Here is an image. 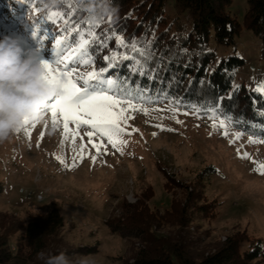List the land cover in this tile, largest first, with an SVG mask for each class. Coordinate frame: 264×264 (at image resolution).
Listing matches in <instances>:
<instances>
[{"label": "rangeland", "instance_id": "1", "mask_svg": "<svg viewBox=\"0 0 264 264\" xmlns=\"http://www.w3.org/2000/svg\"><path fill=\"white\" fill-rule=\"evenodd\" d=\"M247 7V0H232L229 10L244 23ZM5 11L0 7V37L20 36L23 46L34 50L40 60L55 57L54 37L42 40L33 21H15L13 17L7 21ZM14 12L11 8L8 13ZM261 45L259 37L243 28L235 45L225 47L213 41L211 48L218 58L232 54L243 57L246 63L234 83L243 82L263 92L258 88L264 85ZM60 47L66 49L64 55L73 53L69 70L74 69L76 77L103 72L84 63L88 58L83 51L74 52L79 44ZM53 66L63 70V64ZM106 75L105 84L113 81ZM77 85L83 87L80 79ZM105 92L121 100L119 107L131 117L126 128L131 135L121 137L127 141L119 145L122 151L105 142L107 150L97 154L86 135L91 130L87 125L78 130L73 145L71 135L64 140L62 116L57 115L58 124L53 126L50 112L35 127L28 126L30 138L22 128L0 143V229L6 226L13 237L22 235L20 227L57 208L64 226L45 238L46 257L64 254L70 264H129L140 249L148 248L132 233L124 232V224L130 226L133 219L126 205L140 201L147 213H136L134 218L149 216L145 227L150 235L186 241L194 254L213 253L236 233L264 240V174L257 171L264 164V131L253 133L221 117L182 111L170 102L144 105ZM69 129L77 131L72 123ZM94 142L98 140L94 138ZM243 153L250 159L242 158ZM208 166H214L216 173L201 189L196 179ZM190 188L204 194L210 211L204 214L189 208L179 225L178 220H172L175 211L171 203L175 200L180 209ZM37 190L44 191L43 199H36ZM114 225L118 230H112ZM36 260H40L38 255Z\"/></svg>", "mask_w": 264, "mask_h": 264}, {"label": "trees", "instance_id": "2", "mask_svg": "<svg viewBox=\"0 0 264 264\" xmlns=\"http://www.w3.org/2000/svg\"><path fill=\"white\" fill-rule=\"evenodd\" d=\"M18 1L16 4L15 0H0V7L7 9L3 15H9L7 21L11 17L15 21L22 18L33 21L42 37L47 31L48 38L77 46L81 37L74 29L80 27L83 38L90 40L85 54L90 61L87 65L103 69L104 77L109 74L115 83L111 86L103 83L101 87L117 97L130 98L135 103L170 102L182 111L221 117L253 133L264 131V91L250 88L243 82L234 83L246 60L236 54L218 58L211 48L213 41L225 47L235 45L236 38L246 28L260 38L264 58V0H247L244 23L230 13L232 0H112L118 12L114 17L104 18V23L95 29L96 40H91L85 27L79 24L87 19V14L77 2L73 3L76 8L71 17L73 23L67 25L65 32L62 20L54 23L40 20V17L61 10L68 18L66 4L61 3L58 9H46L41 0ZM11 8L15 14L8 13ZM113 34L123 37L125 45H118ZM133 44L140 51H134ZM215 173L214 166L205 167L198 173L197 185L202 189L201 185ZM194 190H187L180 209L172 200L175 213L171 217L178 220L179 225L184 220L182 214L189 208L204 214L210 211L204 194ZM139 203L126 205L133 219L129 220L130 226L124 224V232L132 233L148 248L140 249L129 264L264 263V240L249 238L245 233L227 237L216 251L203 255L188 250L186 241L150 235L145 227L149 216L144 220L134 218L136 213H147ZM62 226V215L57 208H52L45 217L20 227L22 235L13 237L6 226L1 227L0 264H44L43 260H36V256L47 248L45 238ZM117 226H111L112 230H118Z\"/></svg>", "mask_w": 264, "mask_h": 264}, {"label": "snow or ice", "instance_id": "3", "mask_svg": "<svg viewBox=\"0 0 264 264\" xmlns=\"http://www.w3.org/2000/svg\"><path fill=\"white\" fill-rule=\"evenodd\" d=\"M76 0H62V3L66 4L68 18H65L66 14L64 11H50L46 16L40 17V20L53 21H63L66 25L63 31H67V25L72 24V16L76 13V8H73V3ZM109 23L111 19L109 18ZM104 23V20L94 21L92 19H85L80 21L79 24L85 27L87 35L91 40H96L97 36L95 29ZM74 31L80 35L79 48L75 49L74 52L83 51L87 53L86 46L90 43V40L83 38V33L80 31V27H76ZM115 35V34H113ZM48 38L47 31L44 32L42 40ZM115 39L120 46L125 45L123 37L115 35ZM62 45L61 39L55 40V47L53 51L56 53L53 59H41L40 63L43 69L42 79L49 86L55 87L58 90V94L54 95L45 102L44 106L39 110L42 115L51 113V123L53 126L58 124L57 115L59 114L63 118V137L64 140L69 138L71 135L72 143L75 145L76 136L78 135V130L83 125L90 127V131L86 133L89 143L92 144V147L97 150V154L103 149L106 151L105 142L110 144L113 148H116L118 151H122L119 145L126 144L127 141L121 139L125 134L131 135V132H127V120L131 117L124 115L125 109L119 107L122 103L121 100L114 98L112 95H109L105 92V89L101 87L104 83L100 79V75L97 72H91L86 74V76L76 77L74 75V69L69 70V64L72 60L73 53L64 55L66 49L61 48ZM132 48L134 51H140V49L133 44ZM117 58L113 56V59ZM107 59V58H106ZM124 59H128L127 56H124ZM90 61L85 60L84 63H89ZM63 64V70L59 67H54L53 65ZM103 69L101 70V72ZM77 79L82 81L83 87L77 85ZM94 82V83H91ZM106 83L111 86L115 82L112 80H107ZM260 90H264V85L258 86ZM119 107V110L116 109ZM147 114V110H145ZM36 123H30L26 118L24 121V126L22 127L28 137H31V130L28 127L31 124V127H35ZM69 123L75 125L77 131H72L69 129ZM123 123V127L121 126ZM177 123L181 121L177 120ZM220 126L224 127V122H220ZM158 127H160L158 125ZM213 127H216L213 124ZM21 129L18 130L20 132ZM171 130V129H169ZM133 132L138 131V129H132ZM225 136L228 135V132L223 133ZM43 135V134H42ZM155 135V134H154ZM94 138L98 142H94ZM236 139H239V134L236 135ZM235 140H231L230 143H234ZM253 142V141H250ZM63 141H61V146ZM84 145L81 144V151H83ZM238 151V155H241ZM63 164L64 160L61 157H56ZM242 158H249L247 153L242 154ZM83 159V156H81ZM95 160V157H92ZM257 171L261 174H264V164L258 166Z\"/></svg>", "mask_w": 264, "mask_h": 264}, {"label": "clouds", "instance_id": "4", "mask_svg": "<svg viewBox=\"0 0 264 264\" xmlns=\"http://www.w3.org/2000/svg\"><path fill=\"white\" fill-rule=\"evenodd\" d=\"M76 2L87 14L86 18L94 21L114 17L118 12V6H114L112 0ZM61 3L62 0H41L46 9H58ZM21 40L17 35L0 37V143L15 135L24 126L26 118L30 123L43 120L44 115L39 110L48 98L58 94L55 87L42 79L43 69L37 53L26 49ZM99 75L105 80L104 75ZM38 258L44 264H70L64 254L46 257L41 252Z\"/></svg>", "mask_w": 264, "mask_h": 264}, {"label": "built area", "instance_id": "5", "mask_svg": "<svg viewBox=\"0 0 264 264\" xmlns=\"http://www.w3.org/2000/svg\"><path fill=\"white\" fill-rule=\"evenodd\" d=\"M36 197H37V199H40V200L43 199L44 191L43 190H37Z\"/></svg>", "mask_w": 264, "mask_h": 264}]
</instances>
